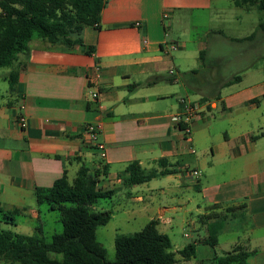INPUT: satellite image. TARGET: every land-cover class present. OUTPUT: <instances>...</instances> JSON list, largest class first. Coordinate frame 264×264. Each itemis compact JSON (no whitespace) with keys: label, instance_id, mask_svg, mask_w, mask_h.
<instances>
[{"label":"crops","instance_id":"1","mask_svg":"<svg viewBox=\"0 0 264 264\" xmlns=\"http://www.w3.org/2000/svg\"><path fill=\"white\" fill-rule=\"evenodd\" d=\"M245 1L108 0L99 26L83 30L84 46L33 39L30 52L10 67L18 77L14 88L0 90L2 206L26 208L22 215L34 221L39 208L29 199L36 187L52 186L65 172L72 181L87 165L98 172L99 187L125 193L127 205L138 207L132 212L159 221L177 252L175 264H220L231 251L248 252L246 264H264V22L243 29L257 9ZM241 8L247 14L235 10ZM196 11L228 23L206 28L209 39L198 50L212 49L208 63L190 58L191 40L181 38V25ZM176 24L179 38L173 37ZM221 44L240 51L221 53ZM89 89L99 97H90ZM182 97L202 105L190 138L174 121ZM89 123L101 125L106 157L83 140ZM160 159L173 172L124 185L129 163L163 169ZM176 221L187 239L178 238ZM26 224L15 226L34 233ZM186 225L199 231L192 242ZM191 243L193 255L182 256Z\"/></svg>","mask_w":264,"mask_h":264},{"label":"trees","instance_id":"2","mask_svg":"<svg viewBox=\"0 0 264 264\" xmlns=\"http://www.w3.org/2000/svg\"><path fill=\"white\" fill-rule=\"evenodd\" d=\"M236 1L243 3V0ZM107 2L0 0V68L11 67L21 53L28 54L30 42L36 38L69 48L84 46L83 30L100 22ZM245 2L264 10V0ZM262 25L264 27V23ZM87 48L88 52L94 50V46ZM240 78V75L235 77ZM17 80V72L11 71V88ZM1 98L0 91V101ZM164 162L165 159L158 160L163 169L145 168L138 161L129 163L121 174L124 185L135 186L173 172L165 167ZM98 182V172L91 173L87 165H82L72 181L65 172L52 186L36 187L39 222L43 204H47L50 210H59L61 214L63 230L54 233L50 241L46 240L43 226L32 234L4 227L15 226L17 216L26 208L7 210L0 201V264H175L177 252L173 250L172 239L160 231L157 219L150 220L140 231L118 234L115 259H108L106 247L97 239V229L110 222L112 211L97 210V205L102 199H112L115 191L99 187ZM207 241L215 244L209 239ZM233 252L220 259L219 263L237 261L246 264L248 252L239 255H233ZM179 253L184 257L192 256L194 244L187 245Z\"/></svg>","mask_w":264,"mask_h":264},{"label":"rangeland","instance_id":"3","mask_svg":"<svg viewBox=\"0 0 264 264\" xmlns=\"http://www.w3.org/2000/svg\"><path fill=\"white\" fill-rule=\"evenodd\" d=\"M237 12H242L247 14L248 11L245 9H235ZM232 9H227V15H230ZM217 14V13H215ZM213 16V15H212ZM211 14L203 13L200 11H196L193 14V19L187 20L185 24H182V29L185 31L186 35L181 36L183 40L189 39V51H186L187 55H190V58L194 56L193 60H203L205 58L206 63H208L209 59L212 57V49H206L205 56H203L202 51L198 50L200 42L206 43L209 39L206 34V28L210 25L211 27H226L228 23H225L223 18L220 20H212ZM247 18L243 23V29L245 31L255 27V25L264 22V10L253 9L249 11L246 15ZM225 19V18H224ZM178 25L172 30L175 31L173 37L179 38V30L177 29ZM259 30L261 28L259 27ZM199 42V43H198ZM198 43V44H197ZM197 44V45H196ZM196 45V46H195ZM176 50V49H175ZM221 53L229 52V53H238L240 51V47L238 46H229L227 48L224 44H221L219 50ZM177 53H181V49L176 51ZM183 71V70H182ZM10 67H1L0 68V90L3 94L7 93V90L11 89V85L9 81H6L4 78L5 75H9ZM184 74V72H182ZM72 176L71 178H73ZM29 201L34 202L33 205H36V198L32 196ZM128 200L126 198L125 193L119 192L112 199H102L100 203L97 205V210H111L112 218L110 222L106 225L100 226L97 229V239L100 241L108 251V259L114 260L116 255V245L115 239L118 234L122 233H134L136 231H140L143 227L148 223L149 217L151 214L147 212H132V208H138L134 203H131L129 206L127 205ZM29 205V204H27ZM6 207V206H4ZM130 207V208H128ZM41 222L38 219L32 221L31 217L27 215H19L17 216V222L19 225L28 220V224H26L29 230L35 232L36 228H40L43 226V230L46 235V240L50 241L51 237L54 233L61 232L63 230V224L60 220L61 214L59 210H50L47 204H43L41 207ZM43 225H42V224ZM12 226V225H4V227H10L11 229L17 232H24V230L20 226ZM184 232L192 235L193 238H188L189 241H193L196 237H198L199 231L194 229L192 225H186L184 228ZM174 230L181 239H187L183 236V232H181L180 221L175 222Z\"/></svg>","mask_w":264,"mask_h":264},{"label":"built area","instance_id":"4","mask_svg":"<svg viewBox=\"0 0 264 264\" xmlns=\"http://www.w3.org/2000/svg\"><path fill=\"white\" fill-rule=\"evenodd\" d=\"M140 22H137V25H139ZM96 27L99 26V23L95 24ZM172 49L177 48V44L171 45ZM173 72V71H172ZM89 95L93 99H97L99 97V91L97 90H90L89 89ZM181 108L177 114L174 116V121L176 122L179 129L185 134L186 137L192 136V124L194 120L197 118L199 113L201 112L202 105L200 101H195L187 97L180 98ZM24 106H22L23 108ZM21 127L26 128L28 125L27 117L23 114L19 116L18 119ZM101 129L100 124L96 123H89L87 124L83 140L93 146L100 152L102 157H106L107 155V146L104 142L99 140V132ZM194 175L198 176L199 171L193 170L192 171Z\"/></svg>","mask_w":264,"mask_h":264}]
</instances>
